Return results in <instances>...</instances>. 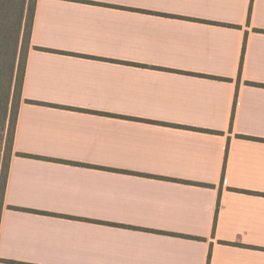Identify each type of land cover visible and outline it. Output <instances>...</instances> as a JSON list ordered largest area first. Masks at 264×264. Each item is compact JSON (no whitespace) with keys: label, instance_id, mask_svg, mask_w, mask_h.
Listing matches in <instances>:
<instances>
[{"label":"crops","instance_id":"obj_1","mask_svg":"<svg viewBox=\"0 0 264 264\" xmlns=\"http://www.w3.org/2000/svg\"><path fill=\"white\" fill-rule=\"evenodd\" d=\"M0 264H264V0H37Z\"/></svg>","mask_w":264,"mask_h":264},{"label":"trees","instance_id":"obj_2","mask_svg":"<svg viewBox=\"0 0 264 264\" xmlns=\"http://www.w3.org/2000/svg\"><path fill=\"white\" fill-rule=\"evenodd\" d=\"M36 2L0 0V214L13 154Z\"/></svg>","mask_w":264,"mask_h":264}]
</instances>
